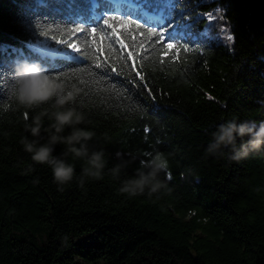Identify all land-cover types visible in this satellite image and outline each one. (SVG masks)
I'll return each instance as SVG.
<instances>
[{
	"label": "trees",
	"instance_id": "trees-1",
	"mask_svg": "<svg viewBox=\"0 0 264 264\" xmlns=\"http://www.w3.org/2000/svg\"><path fill=\"white\" fill-rule=\"evenodd\" d=\"M214 5L228 43L206 32ZM109 16L141 25L135 38L121 32L134 60L111 35L103 53L91 44V29L111 32ZM167 45L180 47L165 55ZM25 60L83 89L78 127L94 133L90 152L104 150L103 179L81 188L74 178L61 192L23 149L21 138L33 139L25 123L55 111L12 95ZM232 118L264 121V0H0V264H264V147L239 161L205 155ZM153 149L170 154L171 192L118 195ZM62 158L79 177L86 161ZM117 164L120 180L109 172Z\"/></svg>",
	"mask_w": 264,
	"mask_h": 264
},
{
	"label": "clouds",
	"instance_id": "clouds-1",
	"mask_svg": "<svg viewBox=\"0 0 264 264\" xmlns=\"http://www.w3.org/2000/svg\"><path fill=\"white\" fill-rule=\"evenodd\" d=\"M14 78L12 95L20 106L31 110L49 104L55 109L52 112L42 109L32 117L31 123L24 125L33 139L25 136L21 138L20 143L30 154L34 164L46 165L51 169L52 181L61 192L74 178L81 188L84 187L86 179H103L106 167L104 150L90 152L87 143L93 138L94 133L78 127L87 122L86 113L78 100L83 89L76 84H66L63 79L49 74L40 63L27 60L15 65ZM45 117L51 121L47 127L43 124ZM25 119H28L27 115ZM66 128L70 129V132L64 135ZM42 130L47 134V139L43 143L39 139ZM57 144H62L66 148L61 156L53 155ZM262 147H264V121H260L259 124L247 120L237 123L236 118H232L219 123L211 132V140L205 149V155L217 158L227 156L230 160L239 161L247 157L250 152L259 151ZM69 153L75 158L86 161L79 177H76L74 165L62 158ZM120 155L121 153L118 152L117 156ZM139 155L143 158L139 159V167L136 168L134 176L121 180L116 190L117 194L132 199L145 194L148 198H152L161 189L171 192L166 183L172 180L169 170L170 154L166 155L159 149H153ZM125 166V164H117L109 170L114 180L121 179V169ZM161 173L164 175L163 180L159 179Z\"/></svg>",
	"mask_w": 264,
	"mask_h": 264
},
{
	"label": "snow or ice",
	"instance_id": "snow-or-ice-1",
	"mask_svg": "<svg viewBox=\"0 0 264 264\" xmlns=\"http://www.w3.org/2000/svg\"><path fill=\"white\" fill-rule=\"evenodd\" d=\"M104 24L108 26V28L111 29L110 33H105L104 31H100L97 34V29L93 28L90 30L89 35L91 36V44L96 47V50L100 53H103L105 45L104 41L108 38L109 35L116 38V43L119 44L123 49H129V58L135 59L134 53L131 51L130 46L126 42V40L121 35L122 31L128 32L133 38H135V32L133 31V28L139 30L141 25L140 24H134V22L130 19H124L121 16H109L107 19L104 20ZM76 32H82L84 29H75ZM164 32H156L154 31L152 33V37H155L156 39H159L160 36H164ZM47 35V33H45ZM61 43H65L64 41H61ZM68 48H72L74 52L81 53L80 47H78L74 42L73 43H67ZM176 45H167L164 47V54L167 55L170 51L175 55L176 54ZM99 67V65H97ZM144 76H140V80H144ZM147 139V137H145Z\"/></svg>",
	"mask_w": 264,
	"mask_h": 264
},
{
	"label": "rangeland",
	"instance_id": "rangeland-1",
	"mask_svg": "<svg viewBox=\"0 0 264 264\" xmlns=\"http://www.w3.org/2000/svg\"><path fill=\"white\" fill-rule=\"evenodd\" d=\"M219 8V6L214 8L213 12L215 14L211 16V21L213 20V24L212 26L206 28V32L209 34L218 35L223 40V42L228 43L231 41L232 35L219 14ZM38 50L42 51L41 48H38Z\"/></svg>",
	"mask_w": 264,
	"mask_h": 264
}]
</instances>
